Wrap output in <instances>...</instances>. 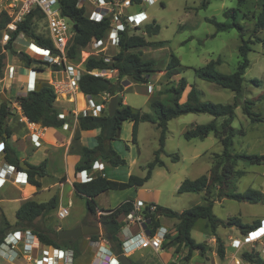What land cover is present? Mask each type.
<instances>
[{"label":"trees","instance_id":"1","mask_svg":"<svg viewBox=\"0 0 264 264\" xmlns=\"http://www.w3.org/2000/svg\"><path fill=\"white\" fill-rule=\"evenodd\" d=\"M140 2V0H133ZM212 0H204L203 8H206ZM60 8L63 16L70 18L76 30L70 41L67 50V60L75 61L80 59L82 52L94 42L103 40L108 31L112 28L113 22L107 17L100 22L90 20L86 7L80 6V0H59ZM245 0H238L236 8L227 9L224 16L231 20L230 24L219 23L210 20L216 25L217 33L228 32L236 29L240 33L241 44L239 46L240 61L235 72L225 74L216 69L222 61L220 58L211 60L204 67L194 69L195 76L201 80L214 83L224 89L231 90L234 94V102L231 104L213 103L203 101L200 98L197 89L189 85L188 81L182 77L179 81L174 78L181 75L184 66L180 59L172 55L171 60L166 66L165 78L169 86L164 91V98H150V107L153 113L144 112L142 109H135L130 105L124 104V87L122 80L130 79L134 84H147L148 75H154L157 70L154 68L153 61H144L141 52H134L136 49L146 47L162 46L164 42L149 41L148 37L159 35L161 27L157 21H153L144 27H136L131 29L127 22H123L124 29L119 31L117 47L119 52L111 59L103 54L90 55L83 62V71L79 81V92L85 96L95 98H108L101 101L105 106L98 116L90 113L86 116L80 115V128L83 131L100 130L97 136V144L93 148H83L82 159L76 172L93 170V165L97 161H105L114 168L125 166L126 160L113 148L112 142L118 140L119 132L124 122H132L133 142H137L138 129L142 123H150L155 125L159 130V148L154 153V160L145 167V177L131 175L126 182L112 181L102 175L92 178L87 183L75 182L74 188L76 194L85 199L89 214L96 215L98 206L96 198L103 193L111 190H127L130 188H140L148 182L153 171L157 167H164L165 163L161 159V155L165 152L167 134L169 132L168 124L170 121L188 114H208L214 118L208 124H197L184 133L186 140L199 139L204 140L210 134H213L222 145V152L215 153L213 164L208 174L202 175L195 180L185 179L178 188V194L184 193H204V204L196 205L182 212H176L170 208L157 206L155 211L147 209L146 217L150 220L152 228L155 230L160 226V218L167 217L177 219L174 226L175 234L167 236V248H174L175 253L179 254L182 250H187L184 261L189 262L193 254L197 251L201 256L206 254V246L197 243L191 233L195 224L199 220H204L206 226L208 224L212 232L216 233L218 228H236L242 235H246L260 225V221L255 220L252 223H244L240 217H230L223 220L214 214L215 202L223 200H233L237 202H249L258 204L264 201V193L259 190L249 188L243 193L237 192L236 182L244 176V171L238 169V164L244 162L251 166H264V155H250L242 152H234V139L238 135H245L241 129L233 127L235 119V110L240 105L238 101L242 99L244 94V81L246 70L250 65L248 59L249 53L252 52L253 41L244 39V27L239 23L240 19H245L247 14L244 13L243 5ZM243 9V10H242ZM39 19L43 21L42 14L35 10L26 20L19 25L18 30L12 34V39L6 46L10 53H15L14 43L20 35H24L27 40L36 45L50 49L54 52L53 42L43 35H37L35 32V22ZM256 23L253 34L264 30V0L260 13L255 17ZM10 18L6 11L0 13V31H3ZM141 30L142 35L131 34L133 31ZM259 42L260 39L258 40ZM34 46L40 50L38 46ZM1 34H0V53H1ZM41 52V51H39ZM5 55L0 54V74L4 66ZM21 61L26 67H31L33 59L25 53H22ZM61 67L55 65L54 71L60 70ZM41 70V69H40ZM99 71H117L118 77L107 78L94 76L92 72ZM259 84L258 81H255ZM190 87L186 95V100L182 101L186 89ZM114 96L119 98V107L115 116L110 117L108 113V99ZM262 98V97H261ZM260 100V99H258ZM18 101L22 107L24 115L32 123L39 124L45 128H59L65 123V119L59 117L60 113L56 106L57 97L53 87L48 82L39 81L36 89L24 96L18 97ZM254 100L246 99L243 105V113L251 120L252 123L264 122V120L256 114L253 109ZM11 113L8 110V104L3 103L0 117V140L5 142L6 163L16 170H21L22 161L19 159L15 149L9 144L11 138V128L8 123ZM173 162H178L180 157L174 155ZM25 163V162H24ZM26 164V163H25ZM27 165V164H26ZM29 169L28 184L35 188H41V178L47 176L46 162L39 166L27 165ZM58 207V197H52L48 202L39 203L35 200L25 201L16 212L15 229H32L41 239V241L50 246L57 248H73L77 256L80 254L79 240H60L58 231L44 230L37 223L41 218L49 216ZM133 211L132 202H126L117 207L108 215L99 217L95 224L105 227L107 233L111 235L112 249L121 252V242L119 234L121 232L122 222L120 218ZM88 224L87 221L83 223ZM12 226L5 222V226H0V244L3 242L5 235L10 231ZM98 236H91L96 239ZM220 241V240H218ZM218 255L221 258L225 256L224 242L219 243ZM242 259L249 264H264V259L259 251H245ZM175 264V263H172Z\"/></svg>","mask_w":264,"mask_h":264},{"label":"rangeland","instance_id":"2","mask_svg":"<svg viewBox=\"0 0 264 264\" xmlns=\"http://www.w3.org/2000/svg\"><path fill=\"white\" fill-rule=\"evenodd\" d=\"M113 1L118 2L121 0ZM203 2L204 0H152L143 2L142 6L134 4L131 8L127 9V11L125 10L127 13L128 11L133 12L143 9L146 14L148 13L150 18L140 27H144L154 20L157 21L161 27V32L159 35L148 37V40L164 42V46L159 49L142 48L134 50L135 53H142V59L144 61H153L155 63L154 68L157 72L152 75L148 84L133 83L132 86L126 87L128 90H126L123 95L127 98L128 105L142 109L144 112L153 113L149 100L152 97H165L164 91L169 86L165 78V69L172 55L177 56L182 66L185 67L182 74L174 78L175 81H179L184 77L189 85L197 89L203 101L221 104H231L234 102L235 94L231 90L224 89L214 83L197 78L194 69L204 67L211 60H217L218 58L222 61L221 65L216 67L218 71L231 74L237 69L240 61V33L236 29L217 33L216 25L210 22V20L230 24L231 20L225 18L224 12L227 9L236 8L238 0H212L206 8H203ZM6 5V0H0L1 12L6 11ZM261 6L262 0H245L243 9L247 16L245 19L239 20V23L244 27V39H251L254 44H252V52L248 55L250 65L245 74V81L243 84L244 94L242 99L238 101L240 105L235 110V119L233 122V127L243 130L245 135H238L235 137L232 150L234 152H242L250 155H264V122L252 123L243 113L244 101L246 99H252L255 102L252 111L264 120V30L259 31L255 35L253 34L256 23L255 17L260 13ZM86 8L88 14H90L92 5L89 4V2L86 4ZM34 24L36 34L47 37L48 33L44 21L37 19ZM113 25L115 26L116 24L114 23ZM130 28L134 29L132 27ZM3 31H0L1 37ZM131 34L142 35L143 32L138 30L131 32ZM259 39L261 42L258 41ZM24 41L28 43L26 37L22 35L17 42L14 43L16 52L10 54V59H19V50L25 52L26 48L22 46ZM35 49L37 48L35 47ZM101 50L103 52L99 53V55L103 54L108 59H111L119 52L118 47L111 46L109 43H105ZM37 51L39 52L40 50ZM83 52L86 53H82L80 59L75 61L67 60V64L74 65L83 71V62L90 55H98L93 45L88 46ZM10 62L12 63L13 59ZM60 67L61 71L65 70L63 66ZM40 68L48 70L50 67L48 65H43ZM25 72L26 71L23 70L22 75H25ZM66 74L67 73L63 74L64 77ZM112 75H114L112 71L107 72L108 77H112ZM43 77H45V74ZM22 81L23 78L20 82ZM255 81H258L259 84H256ZM149 85L153 86L151 92H148ZM12 87L13 89L9 93V97L14 93H20L21 88H19L17 81H14ZM189 90L190 87L186 89L182 101L186 100V95ZM213 120L214 118L208 114H188L169 122L165 152L161 155V159L164 161L165 166L157 167L153 171L149 183L145 185V188L151 193L150 198L157 200L158 204L161 206L170 208L176 212H182L196 205L205 203L204 193L178 194V188L185 179L195 180L202 175L208 174L212 167L215 153L222 152V145L213 134H210L204 140H186L184 138V133L195 125L208 124ZM129 127V123L123 126L121 132L122 142L115 143L116 150L121 157L123 156L127 160V167H125L126 172L131 171L132 175L142 177L146 175L145 167L154 160V153L159 148L160 132L152 124L142 123L139 129L138 145L134 146L131 143L132 131L131 129L129 130ZM126 146H128V149ZM174 155L180 157L178 162H173L172 157ZM238 165V169L244 171L245 174L236 182L237 192L243 193L249 188H252L263 193L264 166H251L244 162H240ZM132 191L133 190L111 191L106 195L100 196L98 202L104 208L108 206L115 207L122 203V200L131 194ZM52 192L53 190L51 192H43L42 195L38 197V200L40 202H47ZM5 197L6 195L1 192L0 198ZM73 200L74 205L70 209V215L67 218L58 219L55 216H53V218L44 217L39 220L38 223L44 226L47 222H50L51 226H66L68 223L76 219L78 220L81 216H88L89 212L85 200H81L78 196H74ZM17 204L18 203L8 201L0 202V209L3 212L4 218L8 221H15L13 209ZM213 211L217 217L223 220L237 216L241 217L244 222L260 221L264 217V201L253 204L249 202L224 200L223 202H215ZM84 220L95 222L93 218L88 219L86 217ZM160 221L165 226H171L176 222V220L168 219L167 217H162ZM204 223H206L204 220H199L195 224L192 236L197 243H202L206 246V254L210 256L211 249L209 240L215 233L210 230L208 224L205 226ZM219 232L220 234L230 233L233 237L242 239V234L239 230L237 231L234 229L230 232L220 229ZM216 238L218 241L222 239V236H217L216 234ZM83 239L84 237L80 238L82 242V244L80 243L82 251H80V254L77 256L75 264H89L95 252V249L92 248L90 244H84ZM163 248L167 250L166 244H163ZM172 250L166 253L174 255V250ZM253 250L260 251L261 246L259 244L255 247L248 245L244 247L240 253ZM186 254L187 252L185 250L180 253L183 257H185ZM197 263H201V258L199 254L196 253L192 264ZM0 264L7 263L0 258Z\"/></svg>","mask_w":264,"mask_h":264},{"label":"built area","instance_id":"3","mask_svg":"<svg viewBox=\"0 0 264 264\" xmlns=\"http://www.w3.org/2000/svg\"><path fill=\"white\" fill-rule=\"evenodd\" d=\"M6 1L7 5L5 10L10 21L4 29L1 37L2 50L0 54L5 55V60L0 74V117L2 104L7 103L8 110L11 113L10 120L15 115H18V121L20 123H25L29 127H35L36 125L38 126V124L30 122L22 111V107L18 101V97L21 96L16 98L12 96L9 97V93L13 89L12 85L14 81H17L19 68L10 62L15 58L10 59L9 56L12 53L7 51L6 46L11 41L12 34L18 30L19 25L22 24L33 11H39L46 24V30L48 33L47 38L53 42V47L56 52L40 47L31 41H28V43L24 41L23 44L25 45L26 50L25 52L20 53H25L33 59L31 67H26L24 65L28 70L24 93L26 95L35 91L38 83L36 75L40 71L37 68H40L43 65H48L53 69V67L57 65L59 67L63 66L68 75L65 80H54L49 82L55 91L56 97L58 98L63 94H73L79 91V81L82 74V70L74 65L67 64L66 55L70 41L74 36V23L70 18L62 15L59 0ZM148 1L152 0H140V2H134L133 0H121L118 2L111 0H80V6L86 7L88 2L92 5V10L89 14L90 20L100 22L109 17L113 24H116L115 26H112L103 40L92 44L98 55L103 52L101 49L105 43H109L111 46H117L119 31L124 29L123 22H127L130 27L136 28L142 26V24L149 19L146 12L142 9L131 14L125 12V10L127 11V9L131 8L134 4L142 6L143 2ZM20 36L16 39L15 43ZM32 43L38 46L44 55H32L30 53V48L33 46ZM82 53L85 54L86 52ZM107 72L108 71H97L92 72V74L96 77L101 76L109 78ZM151 77L152 75H148L147 79L150 81ZM132 84H126L124 81L122 82L124 88L130 87ZM152 90L153 86L149 85L148 92H151ZM2 94L5 95L6 101L2 100ZM86 97L89 98V103L93 105L92 96ZM91 113L98 116L100 110L93 109ZM88 114L90 113L86 111L83 113V116ZM59 117L63 119L65 115H59ZM10 120L8 125L10 124ZM5 156V142L0 140V164L6 161ZM93 169L104 171V164L101 160L97 161L94 163ZM86 173L87 171L81 172V177L82 175H86ZM91 180L92 178L86 175L84 178H81V183H87ZM15 182L17 184H27L28 174L17 170ZM6 183L7 180L0 177V190L6 185ZM132 205L133 211L124 216V223L122 224L121 232L119 234L121 252L118 253L112 249L111 241H109L104 234L97 235L98 237L96 239H92L91 236L86 237L89 240L90 246L95 249L90 264H122L119 260L120 255L129 257L132 253L145 249H151L155 252L161 251L164 242L167 240L169 231L165 227H158L154 230L151 226L150 220L145 214L147 209L150 211H155L157 209V206H159L157 200L150 198V194H146L136 198L135 201L132 202ZM70 206L71 204H69V208ZM69 208L59 210L57 213L58 219L66 218L70 212ZM131 225L140 227V231L136 234H132L129 229ZM257 244L261 246L259 252L264 259V219H261L260 225L257 228L246 235H242V239H231L230 244L224 243V246L225 248L231 247L239 253L244 247H247L248 245L255 247ZM242 254L243 253H241V258L233 259L235 264H242L245 262L242 259ZM0 258L7 264H75L77 254L76 251L70 247L57 248L44 244L32 229H16L8 231L3 242L0 244Z\"/></svg>","mask_w":264,"mask_h":264},{"label":"crops","instance_id":"4","mask_svg":"<svg viewBox=\"0 0 264 264\" xmlns=\"http://www.w3.org/2000/svg\"><path fill=\"white\" fill-rule=\"evenodd\" d=\"M111 1H113V0H111ZM138 11L139 10H136L133 12L128 11L127 13L131 14V13H135ZM147 15L149 17L148 13H147ZM22 46L25 47L24 44H22ZM162 46H164V44ZM162 46L146 47V48L159 49ZM14 50H16V49L14 48ZM21 51L22 50L18 51L19 59L18 60L13 59V62H12L14 65H16L19 68L17 83L19 85V88H21L19 94L14 93L11 95L12 97H15V98L18 96L25 95L24 91H25L26 81H27V77H28V70L26 67H24L23 62L21 61V57H22V54L20 53ZM15 61H17V62H15ZM23 70L26 71L25 75H22ZM64 73H67V72L65 70L61 71V69L59 71H53L52 68H49L48 70H44L41 68V70L37 73L36 76H37L38 82L39 81H46L49 83V82L54 81V80H65L67 78L68 74H66L64 77V75H63ZM112 73L114 75H112V77L110 76L109 78L117 79L118 72L112 71ZM44 74H45V77H43ZM22 78H23V81L20 82V80ZM123 81L126 84H129V83L132 84L133 83L128 78L123 79L122 82ZM126 90H128V89L125 88L124 93ZM123 97H124V104L128 105L127 98L124 95H123ZM106 98H108V97L104 96L102 98H95V99H93V105H91L88 101L89 98L86 97L84 94H82L79 91H77L73 94L60 95V97L57 98L56 106L59 110L60 115H63V114L65 115V117L63 118V119H65V123L62 127H59V128H45L39 124H38V126L36 125L35 127L34 126L29 127L27 124L20 123L18 121V118H19L18 115H15L10 120L9 127L11 128V138L8 140L9 144L15 149L19 159L22 162H25L27 165L39 166L43 162H46L47 176L45 178L40 179L41 188H39V189L32 187L28 183L27 184H20V183L17 184L15 182L17 170L14 169L13 167H10L6 163V161H4L3 163L0 164V177L5 178L7 180L6 185L0 190V193L2 192V194L6 195V197L0 198V202L8 201V202H13V203H18L17 206L13 209V212L15 214V221L14 222H11V221H8L7 219H5L3 216V212L0 209V226L4 227L5 222H7L10 226H12L11 230H16L13 227H15V225H16V221H17L16 220V212L20 208V206L25 201L30 200V199L35 200L39 203H42L38 200V197L41 196L42 193L46 192V191L51 192L53 190L52 195L50 196V199L54 196L58 197V207L54 212H52L49 216H46L45 218H48V217L53 218V216L57 217L58 211L61 209H64V208H69V204H71V206L69 208V210H70L74 205V200H73L74 196H78L76 194V191L74 188V183L75 182H81V178H84V176H86V175L90 178H94V177L102 175V176H104V177H106L112 181H117V182L128 181L129 177L132 175L131 174L132 172L131 171L126 172L125 167H127V160L123 156L122 157L126 160L125 166H120V167L114 168L111 165H109L107 162L102 160V163L104 164V171H100L98 169H93L91 171H88L86 173V175H82V177H81L80 173L76 172L77 167L80 164H82V162H83V159H82L83 148L95 147L97 144L96 138L100 134V130L83 131L80 128L79 117H80V115H83V113L86 111L88 113H91V111L93 109H98L100 111L102 109H105V106L103 104H101V101L106 99ZM108 101H110V99H108ZM133 108H135V107H133ZM135 109H138V108H135ZM126 123H129V126H130L129 130L131 129V131H132L133 123L132 122H124L122 125V128L119 132L118 140L115 142H112V146L115 150L117 149L115 146V143L116 142H122L121 132H122L123 126ZM153 126H155V125H153ZM139 129H140V126H139ZM139 129H138V136H139ZM159 135H160V133H159ZM138 136H137V142L136 143L133 142V137H132L131 143L134 146L138 145ZM126 147L128 149V146H126ZM133 163H134V161H133ZM19 171H23V172L27 173V170H25V169H21ZM142 177H145V176H142ZM149 181L146 182L144 184V186H142L140 188L127 189V190H133V191L126 198H124V200H122L123 201L122 203H120L118 206H115V207H112V206H108L106 208L102 207V205H100L98 202L99 197L102 195H106L111 191H125V190H111V191H108V192L103 193L100 196H98L96 198V203L98 206V210H97L96 215L89 214L88 216H86L88 219L93 218V220L95 222H92L89 220H84L86 217L81 216V218H79L78 220L76 219L75 221H73L71 223H68L66 226H61V225H57V227L55 225L51 226L50 222H47L45 224V226L40 225L38 222L42 218L39 219L37 221V223L41 226L42 229L50 230V231H59L62 229H66V230L76 229L78 227L83 226L84 221H88L87 222L88 224L89 223L95 224L100 216L108 215L113 210H115L117 207L121 206L122 204L129 202V201L133 202L139 196H144V195L148 194L149 190L145 188V185H147L149 183ZM142 190H144V191H142ZM141 194H144V195H141ZM149 194H151V193H149ZM80 199L83 201L85 200L83 198H80ZM159 206H161V205L159 204ZM69 215H70V212H69ZM161 218H160V220H161ZM170 219H172V218H170ZM262 219H264V217ZM120 220L123 224L124 223V216H122L120 218ZM174 220H176V222H178L177 219H174ZM242 221H243V219H242ZM176 222L173 223L171 226H165L160 221L161 224L159 227H165L169 231L168 234H171L173 236L175 234L174 226H175ZM244 223H252V222H244ZM204 225L206 226V223H204ZM129 229H130V232L132 234H136L140 231V227H138L136 225H131ZM220 229L228 230L230 232L234 229L237 230L236 228H218L215 235L209 240V242H210L209 246L211 249V252H210L211 255L210 256L207 254H205V256H201L198 252H195L193 254L191 260L189 262H186V261H181V260H184V257L181 256L180 253L179 254L175 253L174 248H167V250H165V248L162 247L161 251H159V252H155L151 249L150 250L149 249L140 250V251L132 253L128 258L130 259L131 264H172V263H175V264H192V261L196 255V253H197V254H199V256L201 258V263H197V264H235L233 262V259L234 258L235 259L241 258V253L240 252L237 253L236 250H234L233 248L227 247V248H225L224 258H221L218 255V247L217 246H219L220 241L224 242L226 244H230L231 239H239V238L233 237L230 233L220 234V232H219ZM216 234H217V236H219V235L222 236V239L220 241H217ZM191 235H192V233H191ZM83 240H84L83 241L84 244L85 243H87V245L89 244L88 238L84 237ZM80 243L82 244V242L81 241L79 242V249H80V251H82ZM172 249L174 250V253H175L174 255H170V254L166 253L167 251H170ZM184 250H182V251H184ZM185 251L187 252V250H185ZM92 258H93V256H92ZM92 258H91V260H92ZM91 260H90V262H91ZM90 262H89V264H90ZM242 264H249V263L243 262Z\"/></svg>","mask_w":264,"mask_h":264},{"label":"water","instance_id":"5","mask_svg":"<svg viewBox=\"0 0 264 264\" xmlns=\"http://www.w3.org/2000/svg\"><path fill=\"white\" fill-rule=\"evenodd\" d=\"M74 29L76 30V26H74ZM1 98L3 101H6V97L4 94H2ZM118 107H119V98L118 96H114L110 99L108 104V113L110 117L115 116ZM21 168L25 170L29 169V167L24 162L21 163ZM99 234H104L109 241L112 240L111 235H109L105 227L101 226L100 224H85L81 227L71 230L62 229L58 231V238L60 240H69V239L77 240L82 237H89ZM119 260L122 264H131L128 256L120 255Z\"/></svg>","mask_w":264,"mask_h":264},{"label":"bare ground","instance_id":"6","mask_svg":"<svg viewBox=\"0 0 264 264\" xmlns=\"http://www.w3.org/2000/svg\"><path fill=\"white\" fill-rule=\"evenodd\" d=\"M30 53L33 54V55H35V56H42V55H44V53H40V52L37 51V49H35L34 44L30 48Z\"/></svg>","mask_w":264,"mask_h":264},{"label":"flooded vegetation","instance_id":"7","mask_svg":"<svg viewBox=\"0 0 264 264\" xmlns=\"http://www.w3.org/2000/svg\"><path fill=\"white\" fill-rule=\"evenodd\" d=\"M89 224H92V223H89Z\"/></svg>","mask_w":264,"mask_h":264}]
</instances>
